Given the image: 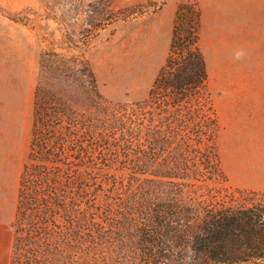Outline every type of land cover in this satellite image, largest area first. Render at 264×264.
<instances>
[{"label": "rangeland", "instance_id": "1", "mask_svg": "<svg viewBox=\"0 0 264 264\" xmlns=\"http://www.w3.org/2000/svg\"><path fill=\"white\" fill-rule=\"evenodd\" d=\"M162 1L0 0V264H12L26 164L44 163L48 171L44 192L54 203L56 226L42 250L47 264H139L138 233L152 207L193 201L192 177L182 186L154 174H165L167 161L134 165L141 159L123 128L126 108L149 98L172 33L167 13L156 14L160 9L151 6L126 19L112 16ZM248 31L250 39L252 23ZM245 36L241 31L242 45ZM250 54L243 62L206 56L227 179L203 182L205 191L264 192V59ZM39 87L74 113L76 126L58 129L64 151L59 162L31 158Z\"/></svg>", "mask_w": 264, "mask_h": 264}, {"label": "trees", "instance_id": "2", "mask_svg": "<svg viewBox=\"0 0 264 264\" xmlns=\"http://www.w3.org/2000/svg\"><path fill=\"white\" fill-rule=\"evenodd\" d=\"M165 2L140 5L128 14L119 10L112 18L141 15L148 12L149 6L156 11ZM201 25L202 12L197 3H180L169 53L149 98L123 113L127 124L123 128L130 135L128 144H133L141 159L134 165L167 161L166 173L155 175L175 178L182 186L185 179L193 178V199L188 198L193 201L171 199L152 207L151 220L138 233V263L264 264V192L200 189L205 181L227 179L217 150L219 118L208 88ZM91 77L96 83L93 70ZM73 114L57 95L37 88L32 159L60 161L64 151L58 129L75 125ZM84 125L92 132V127ZM47 173L44 163L25 165L12 264H47L42 250L47 248L56 226L51 219L55 217L54 203L44 192ZM35 180L38 187L33 184ZM181 192L184 194L183 189Z\"/></svg>", "mask_w": 264, "mask_h": 264}, {"label": "crops", "instance_id": "3", "mask_svg": "<svg viewBox=\"0 0 264 264\" xmlns=\"http://www.w3.org/2000/svg\"><path fill=\"white\" fill-rule=\"evenodd\" d=\"M196 2L202 12L201 47L210 57H233L236 48L250 49L253 57L264 59V0H166L156 14L167 13L166 25L173 32L176 11L180 3ZM233 19V21H232ZM252 23L249 39V24ZM244 24V27H243ZM243 27V28H242ZM246 34L245 42L240 34Z\"/></svg>", "mask_w": 264, "mask_h": 264}, {"label": "clouds", "instance_id": "4", "mask_svg": "<svg viewBox=\"0 0 264 264\" xmlns=\"http://www.w3.org/2000/svg\"><path fill=\"white\" fill-rule=\"evenodd\" d=\"M247 57H248V52L243 48L236 49L233 53V59L234 61L237 62H243L246 60ZM186 260H188V257H186Z\"/></svg>", "mask_w": 264, "mask_h": 264}, {"label": "bare ground", "instance_id": "5", "mask_svg": "<svg viewBox=\"0 0 264 264\" xmlns=\"http://www.w3.org/2000/svg\"><path fill=\"white\" fill-rule=\"evenodd\" d=\"M254 58H255V56H254Z\"/></svg>", "mask_w": 264, "mask_h": 264}]
</instances>
